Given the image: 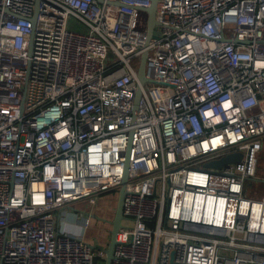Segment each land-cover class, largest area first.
Listing matches in <instances>:
<instances>
[{
	"label": "built area",
	"instance_id": "2783aa9c",
	"mask_svg": "<svg viewBox=\"0 0 264 264\" xmlns=\"http://www.w3.org/2000/svg\"><path fill=\"white\" fill-rule=\"evenodd\" d=\"M152 1L0 0V264H105L57 216L127 159L111 264H264V0Z\"/></svg>",
	"mask_w": 264,
	"mask_h": 264
},
{
	"label": "rangeland",
	"instance_id": "374dc122",
	"mask_svg": "<svg viewBox=\"0 0 264 264\" xmlns=\"http://www.w3.org/2000/svg\"><path fill=\"white\" fill-rule=\"evenodd\" d=\"M145 87L149 91L152 83L147 82ZM246 194L253 198H264V141L262 150L258 153L257 174L246 189ZM94 199V202L91 198L74 202L70 208L61 210L62 213L58 214L57 219L62 225V220L66 217L70 218L77 229H68V231L71 234L91 238L96 252H99L100 249H106L110 242L112 226L108 221L114 218L118 191L94 196ZM87 214H92L93 218L87 229H84Z\"/></svg>",
	"mask_w": 264,
	"mask_h": 264
},
{
	"label": "water",
	"instance_id": "95a60500",
	"mask_svg": "<svg viewBox=\"0 0 264 264\" xmlns=\"http://www.w3.org/2000/svg\"><path fill=\"white\" fill-rule=\"evenodd\" d=\"M157 1L158 0H153L152 4L149 8L144 9L148 13L149 21H148V41L151 39L154 26L156 24L155 20V13H156V6H157ZM146 59H147V52H144L142 57H141V64L139 67L138 71V81L139 85L137 88V101L140 99L141 92H142V85L147 82V78L145 75V67H146ZM241 159V154H229L225 156L224 158L213 161L208 163L207 165L209 167L213 168H221L224 164L231 163L237 160ZM128 166H129V160L127 159L126 164H125V176L123 179V183L118 191V200H117V207H116V212L114 215V218L111 221H108L111 226V237H110V242L108 244V247L106 249V259H105V264H111L112 258H113V253H114V247L116 243V234L118 232V229L121 226V220L123 218L122 216V209H123V204H124V199L126 195V182H127V171H128Z\"/></svg>",
	"mask_w": 264,
	"mask_h": 264
},
{
	"label": "crops",
	"instance_id": "0c3cea01",
	"mask_svg": "<svg viewBox=\"0 0 264 264\" xmlns=\"http://www.w3.org/2000/svg\"><path fill=\"white\" fill-rule=\"evenodd\" d=\"M62 213V212H61ZM61 225V224H60ZM64 227L66 231H68V229H77L72 223L70 218L66 217V219L62 220V225L61 227ZM69 232V231H68ZM70 233V232H69Z\"/></svg>",
	"mask_w": 264,
	"mask_h": 264
},
{
	"label": "trees",
	"instance_id": "16d2710c",
	"mask_svg": "<svg viewBox=\"0 0 264 264\" xmlns=\"http://www.w3.org/2000/svg\"><path fill=\"white\" fill-rule=\"evenodd\" d=\"M251 180H253V179H249V180L246 181V184H245V190L248 188V186H249Z\"/></svg>",
	"mask_w": 264,
	"mask_h": 264
}]
</instances>
